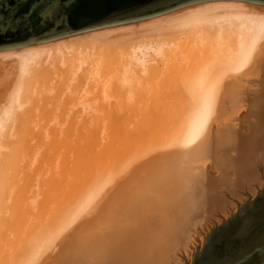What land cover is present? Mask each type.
<instances>
[{
    "label": "bare ground",
    "instance_id": "bare-ground-1",
    "mask_svg": "<svg viewBox=\"0 0 264 264\" xmlns=\"http://www.w3.org/2000/svg\"><path fill=\"white\" fill-rule=\"evenodd\" d=\"M146 24L142 26H147L146 28L152 30V33L156 32L155 36L149 35L148 33L151 32L149 30L150 32L136 39H130L127 48L120 49L116 54H113L111 49H108L111 53L106 49L111 47L109 45H112L113 39L117 38L114 35L118 32L121 34L126 32V35L134 34L131 29L134 27L111 30H103L100 27V29L95 28L93 33L86 37L73 36L72 39L61 37L53 39L54 41L0 50V86L4 89L0 97V176H2L0 184L2 178L8 174L16 192L15 201L8 202L9 197H6L5 202L0 206V247L5 248L6 243L11 242L10 235L3 233L5 230L10 229L12 233L18 227L23 228V231L29 230L27 234H31L21 247L10 249L7 260L1 258L3 264H41L43 257L50 252V249L53 250V246H55L53 251L57 250L56 243L60 244L61 241L58 240L65 237L70 229L74 235L70 236L72 232L69 231L68 235L71 239L69 237L70 240L66 246L65 242L63 247L61 245V249L65 248V250H61L62 255L59 256L58 264H165L172 261L168 260L178 245L187 241L193 233L194 221L196 222L197 219H194L190 211H196L199 217L202 216L201 219H205L209 211L223 201L221 194L231 193L235 197L234 194L243 191L248 183H253V189L254 185L259 186L264 178V80L261 78L260 82L254 79L257 80L253 81L256 87L252 91H245L244 87L247 85L243 86L244 82L242 83L243 79H241L249 70L260 65L263 59L264 6L247 1L211 0L197 3L184 11ZM114 63H118V71L116 66H113ZM49 66H52L54 70H51L52 67ZM171 67L175 70H170ZM83 69L93 77L98 74L100 78H104L103 81L101 80L98 91L104 99L109 100L111 94L118 90L131 100L133 97L129 95H134L133 92L137 93L135 84L144 86L143 82L149 84L148 81L158 78L160 81L155 82V87H158L156 93H159V90L163 91L162 88H182L183 86L197 91L194 106L188 111L158 108L156 122L150 126V131L137 126L138 124H135L133 128L131 125L119 124L120 126H116L121 129L119 134L112 125L114 130L111 129V131L108 127L111 133L110 131L106 133L107 125L102 127L80 124L76 126L77 129L75 128L76 133L70 134H74L73 137L77 135L76 138L69 140L70 142L66 138V140L63 139V144L65 143L64 146L67 147V149L64 147V150L68 151L64 154L62 151L61 155L58 150H55V152L58 151L57 155L53 154L54 150L51 152L53 159L48 161L51 165L48 167L52 168V177L48 173L51 178L48 186L46 183L43 184L48 188L46 189L45 186L44 189L40 185L39 177L35 182L36 185L28 182L19 186L17 182L20 171L14 167L15 160L23 154L29 155L31 145L28 138L20 140L23 142L19 145L20 147L15 146L17 135L13 131V126H9L8 129L5 126L7 115L15 107H23L22 96L34 95L38 85L35 87L33 84L40 85V80L50 81L53 79L51 75L59 72L62 76L67 74L66 76L76 77ZM109 70L110 73H108ZM179 73L185 75L178 81ZM106 74H111V77L110 75L107 77ZM99 77L97 76L98 80ZM7 78L10 80L9 84L5 82ZM146 89L148 88L146 87L145 92H142L147 93ZM151 92H154V89L150 91L149 96ZM140 95L143 96V94ZM237 101L251 104L252 113L257 118L256 121L253 119L256 123L252 121L251 124L252 127L255 126L252 135L250 132L247 134L251 135V137L248 136L249 141L246 134V137L243 135L246 141H243L245 138L236 132L237 129L233 132L232 126L223 124V127H216L222 114L230 105L237 104ZM84 107L83 110H88L86 105ZM100 127L104 128V131L98 130V128L101 129ZM63 129L65 128L61 126L60 135L65 134L66 130ZM136 131L143 133L144 138L134 146L129 144L125 154H115L113 151L119 143H122L121 141L128 142L126 139L130 134L125 132L134 135ZM145 131L150 132L149 135ZM230 132L239 134L244 139H239V143L238 140L235 141L236 136L233 137ZM65 135L67 136L68 133ZM44 137L50 138L47 133ZM41 141L44 145H50L55 140L52 138L49 141ZM232 148L235 151L237 149L238 155L231 156L234 159L231 158L229 162L228 158L233 154ZM35 151L39 155L40 151L37 152V149ZM248 151L252 152L251 155L245 156ZM34 152L32 155L37 157ZM103 153L109 154L103 169L93 175L86 184L80 187L79 183L77 184L81 175L77 181L75 180L76 182L70 179L84 171L88 161ZM208 156L221 165H214L217 166L214 168H221L222 165L225 167L221 168L225 172H220L223 176L220 174L223 184L217 183L215 179L217 176L214 177L218 187L226 183L222 191L219 190L220 187L219 189L217 187L221 194L215 193L216 187L214 192L211 190L213 188L210 185L214 184L211 181L213 178L210 175V179L208 173L202 170L203 166L201 170L199 169L200 173H193V170L197 168L190 162ZM33 157L31 156V163L38 159ZM243 160L246 162L251 160L252 169L251 167L248 170L244 169V164H240ZM228 164L231 168L229 170ZM136 167L142 168L146 173H144L146 178L140 180L139 184L135 181L138 185L136 188L133 187L136 192L135 198L139 203L119 202V192L116 187L119 181ZM166 171H174L177 176L175 182L177 181L182 187L187 186L182 189V191L187 189L185 193L179 195L178 191H163L160 188L157 192L154 191L161 184L159 181L161 174ZM5 172L6 175L3 176ZM141 172L138 171V173ZM253 176H256L255 179ZM227 178L230 180L228 183L225 182ZM57 181L61 183L63 181V183L60 184ZM64 183L65 186H60L62 190L59 191L60 188L57 186ZM154 185L157 187H153ZM209 186L210 190H208ZM153 188H155L154 194ZM68 193H74V197L60 209H55V205L52 206L53 203ZM110 194L111 202L108 203L111 204L107 203L103 206L104 200ZM55 198L58 200L56 201ZM0 201L3 202L2 197ZM147 201L148 204L152 202L149 207ZM234 206L231 210H234ZM231 210L225 211L223 208V214L228 216ZM92 215L95 216L91 217ZM44 217L47 222L44 220L45 225L41 227L38 219L41 221ZM185 220H187L186 223ZM206 220H209L208 217ZM218 220H221L220 216ZM207 230L205 228V231H200L199 236L195 235L197 238L193 234L196 243H203L208 235ZM169 235L171 236L167 239L166 236ZM189 243L187 251L185 252L186 249H184L185 253L180 255L181 259L178 258L181 261H178L179 263L176 261L175 264H187L193 257L195 245ZM47 258L44 257L45 260Z\"/></svg>",
    "mask_w": 264,
    "mask_h": 264
},
{
    "label": "rangeland",
    "instance_id": "rangeland-1",
    "mask_svg": "<svg viewBox=\"0 0 264 264\" xmlns=\"http://www.w3.org/2000/svg\"><path fill=\"white\" fill-rule=\"evenodd\" d=\"M204 2H207V1L198 2V4L199 3H204ZM248 3H252V4L258 5V6H264L263 3H256V2H254V3L253 2H248ZM193 5H197V3L186 5V6H183V7H179V8L173 9L171 11H168V12L162 13L160 15H156V16L150 17V18L147 17V18H143V19H139V20L124 22L122 24L118 23V24H115V25L113 24V25L101 27V29H103V30L104 29L111 30V29H120V28H125V27H127V28L134 27V28H131V29H133L134 34L127 33L129 35H126V32H125V33H123L124 35H126L124 37L123 34L118 32L117 35H114L117 38H114L113 39L114 42H112V45L111 44L109 45L112 48L109 47V48H106V49L107 50L111 49L113 51V54L114 53L116 54L117 52L120 51V49L123 50V49L127 48L128 43H130L129 42L130 39H132V40L136 39V37L138 38L141 35H143L145 33H148L150 31L151 32L148 33V34L149 35L150 34H152V35L154 34V36H155L156 32L152 33V30H150L149 28H146L147 26L145 27V26H142V25L146 24V23H150V22L158 20V19H161L163 17L174 15V14H176L178 12L186 10L187 8H189L190 6H193ZM140 25H141V27H140ZM93 31H94V29L87 30V31L80 32V33H77V34L65 36V37H62V38L63 39H72L73 36L74 37L75 36L86 37L87 35L93 33ZM121 31L123 32L125 30H121ZM182 37H184V36H182ZM51 41H54V40H51ZM113 66L114 67L116 66L115 68H117V71H118V69H119L118 63H116V64L114 63ZM114 67H113V69H114ZM51 70H54V68L52 67ZM170 70H175V69L171 67ZM113 71H111L112 75L114 74ZM168 72H171V71H168ZM108 73H110V70H109ZM115 73H117V72H115ZM59 74H60V72L57 73V74L53 73V75H51L53 79H51L50 81L43 82L42 80H40L39 81V83L41 82L40 85L38 83L33 84V85H35V87H36V85H38V87H36V89H37L36 92L37 93L34 91V95L33 94L32 95L28 94V95L22 96L21 102L24 104L23 107H21V108L15 107L7 115V120L5 122L6 129H8L9 126H13V131L17 135L15 137V143H14L15 146L22 145L23 142L20 141V140L28 139V138L30 140V145H31V147H30L31 152H30L29 155L23 154V155H21L20 157H18L15 160L14 167L19 169V171H20L19 172L20 174L18 176V182H17L19 184V186H22V185H24V184H26L28 182H29V184L31 182L32 185H36L35 182L38 181V180H39L38 182L41 183L40 184L41 186H43V184H45V183H46V185L48 184L49 180L51 179V178H49L50 176H49L48 173H50V175L52 177V168L49 169V167L51 165H50V162H48V161H52V159H53V156H51L52 155L51 152L54 150L53 154L54 153L56 154L58 151H60L58 153L61 155L62 151H63L62 154H64L66 151H68V150H64V147H66V146H64L65 143L63 144V142H64L63 139L66 138L67 141H69V140H72L73 138H76L77 135H75L76 137H73L74 134L70 135V134H72L74 132L76 133V131H77L76 130L77 129L76 126H79L80 124H83L84 126H87V125L88 126H94V125H100V126H102V125L104 126L105 125L106 126L107 125V128L105 127V129H106V133H108L111 129H113V127H111V125L114 126V129H115L116 126H118L119 124L121 126L131 125L132 128H133V126L135 124H138L137 126L144 127V130L150 131V126L151 125L153 126L155 124V122H156L158 108L161 107L163 109H170V110H173V111H178V110L179 111H188L190 108H192L194 106L195 96H196V93H197V91H195L194 89H191V88L185 87V86H183L182 88H177V87H170V88H167V89L166 88L165 89L162 88L163 91H160L159 90L160 88H159L158 89L159 93L158 92L156 93L155 91H157L158 87H155V82L160 81V79L154 78L153 81L151 79H150L151 81H148L149 84H147V82H143L144 86H139V85H142V84H135L136 85L135 86V88H136L135 91H137V93L133 92V94L134 95L137 94V95H135V96L134 95H129V96L133 97V99H131V100L129 98L127 99L126 98L127 95H124L123 92H119L118 90L115 91L114 93H112L111 96H110V99L108 97L109 100H107V99L103 98V96L101 95L100 92H98L99 91V87H100V85L102 83L101 80L103 81V79H104L102 77H101L102 78L101 79L98 74H97V76L100 78L99 80H98L97 76L93 77V75H91L85 69L79 71V73H78V75L76 77H74L73 75L66 76L67 74H65L64 76H62L61 74L60 75ZM111 74H106V76L109 77V75H110V77H111ZM259 74H261V75H259ZM181 75H180V73L178 74V77H177L178 81L180 79H182L185 74L181 73ZM261 78H263V80H264V55H263V59L260 62V65L255 66V68H253V70H251V71L249 70V72H247V74H244V77L241 78V79H243L242 83L244 82V84H245V85L243 84V86L247 85L246 87H244L246 89L245 91H252V89H254L256 87V86H254L253 81H257V80H254V79H258L259 80ZM230 79L232 80V78H230ZM114 81H116V80H114ZM259 81L261 82V80H259ZM5 82H6V84H9L10 80H8V78H7V79H5ZM150 82H151L152 86H149V85H151ZM51 87H53V89ZM144 87L148 88V89H146V92L148 94L142 92V91L145 90ZM248 87H250V89ZM153 89H154L155 93L151 92V96H149L150 95L149 94L150 91H153ZM9 90L11 91V89H9ZM7 91H8V89H7ZM138 91L140 92V94H143V96L140 95ZM2 93H4V89H3V87L0 86V97H1ZM8 93H9V91L7 92V94ZM35 93H36V96H35ZM82 95H84V96H82ZM136 96H139V97H136ZM141 97H143V98H141ZM129 100H130V102H129ZM7 102H8V100L6 101V103ZM245 103H247V102H244V101H239L238 102L237 101V104L235 103L233 105H230L231 107L229 106L230 108L228 107L227 111H225V113L222 114L221 118L218 119V121L216 123L217 124L216 127L217 128L221 127L224 124L225 126H228V127L232 126L233 127V132L235 131L234 129L239 130V131L236 130V132L241 134L242 137H244L243 135H245V134L247 135L249 132L252 135V132L254 131L253 128L255 126L252 127L253 125H251V124H252V121L254 123L257 118L252 113V111H253L252 110V105L249 104V103H248L249 105L245 104ZM85 105L87 106L88 110H83V109H85V107H84ZM61 126L65 128L63 130H66L65 134L68 133L69 137H68V135L66 136L65 134L60 135L61 134L60 133ZM108 127L110 128V130H109ZM119 128L118 127L116 128V131H119V132H117L118 134L120 133V130H121ZM101 129L98 128V130L104 131L103 130L104 128H101ZM111 131L109 133H111ZM116 131H113V132H116ZM147 131H145V132L147 133ZM233 132H230V133H232L233 137L236 136L235 137L236 138L235 141L238 140L239 143H240V140H243L246 137V135H245L244 138H241L240 137L241 135H239V134L235 135V133L233 134ZM46 133L50 136L49 139L44 137V135ZM123 133H122V135H123ZM125 133L131 135V133H129V132H125ZM125 133H124V135H126ZM149 133L150 132H148L147 134L149 135ZM112 135H114V134H112ZM130 135H128V137L126 139L128 142H125V140H124V141H121L122 142L121 144L119 143L117 145L116 149L113 151L115 154H117V155L125 154L128 151L129 144L134 146V145L138 144L144 138V134L143 133H139L137 131L135 132L134 135H131V136ZM251 135H247V141H249L248 140V136L251 137ZM52 138H54V140H55L52 144H50V145L42 144L41 140H48L49 141ZM243 141H246V138ZM73 144H74V142H73ZM34 148H35V150L36 149L38 150L37 152L40 151L39 155L36 153ZM65 149H67V147ZM55 150H58V151L55 152ZM32 152L36 153L37 157H38V159H36L37 161L34 162V163L30 162L31 156L36 157V155H32ZM236 152H237V149H236V151L233 149V150H231V153H233V154L232 155L228 154V156L230 155V157H229L230 159L228 158L229 162H230V160L234 159V157H231V156H235L236 157V155H238V152L237 153ZM251 153L252 152L248 151V153L245 156L251 155ZM108 158H109V154H107V153H103L102 155H98L97 157L91 159V161H88V163L86 164L87 166L85 165L86 168L84 167L85 169H83L84 171L80 172L79 175L76 174L75 176H72L73 179L72 178H70V179L74 180V182H76L77 178L81 175L78 178L77 184L79 183V187L83 186L84 184H86V182L89 179H91L93 177V175L97 174L98 172H100L103 169L104 163H105V161ZM32 160L35 161L34 159H32ZM250 161L251 160H248L246 162V160H243V163L241 161L240 164H242V165L244 164L243 165L244 169L246 168L248 170V168H250V167L252 169V162H250ZM213 162H214V160L209 158V156H208V157L200 158V160L195 161V162L192 161V163L190 162V164L193 167L195 166L197 168V169L193 170V173H200L199 172L201 170L200 168L203 166L202 170H204V172L206 174L208 173L209 177L211 175V177L213 178V180H211V181H213L214 184H215V181H216L215 179H217V181H216L217 183H219L221 181L224 182L223 180L220 179V177L222 176V173H220V172L222 171L221 168H225V167H223V165H222L221 168L218 167L220 169L214 168V167H217V166H214V165H219V164H217V162H214L215 163L214 164ZM229 164L227 166L228 170L230 168ZM219 166H221V165H219ZM132 170L133 171L131 173L126 175L124 178H122L123 180L119 181V184L116 187L117 191L119 192V202H127L128 201V203L130 202L132 204L139 203L138 199L135 198V193L136 192L134 191V189L136 188V186L139 183H141L140 180L144 179V177L146 178V176H145L146 173L142 170V168H138L137 169V167H136L135 169H132ZM141 170H142V172H141ZM138 171H140L141 173H138ZM223 171L225 172L224 169H223ZM134 174H135V176H134ZM220 174H221V176H220ZM256 174L257 173L255 172V175ZM5 175H6V172L3 173V176H5ZM161 175H162L161 178H159L160 179L159 181H161V184L158 187L156 185H154L153 187H155V188L157 187V188H156V190H154L155 188H153L152 189V193L154 191L157 192L158 188L162 189L163 191H170V192L175 190V191H178L179 195L183 194V193H185L187 191V189H184L182 191V189L186 188L187 186H183L182 187V186L178 185L177 181L175 182V180L177 179V176L174 173V171H166V172H164ZM10 176H11V174H10ZM137 176H138V178H137ZM216 176L219 177V179ZM228 176H229V174H228ZM232 176L234 177V175H232ZM0 177H2V176H0ZM37 177H39V179ZM131 177L133 178V181H132ZM139 177H140V179H139ZM211 177H210V179H211ZM214 177H216V178L214 179ZM230 177L231 176H229L228 178H230ZM255 177L253 176V179H255ZM228 178H227V180L225 179V182L227 181V183L230 181ZM28 180H30V181H28ZM218 180H220V181H218ZM129 181H131V182H129ZM135 181L138 182V184H136ZM57 182H59L60 184L63 183V181H62V183H61V181H57ZM260 182L261 183L259 184V186L257 184H255L253 189H252L253 183H251V182L248 183L246 185V187L243 188V191L241 190L240 192L238 191L237 194L236 193L234 194L236 198L233 195H231V193L228 194V193L225 192V195H222L220 193V191H222L223 188H225L226 183L224 184L225 186L222 185L223 183L220 184V186H219L220 189H219L217 183L215 185L212 183V185H210V186L213 189H211V187L209 186L210 188H208V190L211 189L213 191L214 188L216 187L215 188V193L217 192V193L221 194L220 196L223 198V201L219 204V206H214L209 211L208 214L206 213L207 215L205 216V219L207 217L209 219V220H206V221L203 218L201 219L202 216L199 217V213H197L196 211H194V210L190 211L191 212L190 214L194 217V219L195 218L197 219V220L195 219L196 222L194 221V219H192L194 221V223H195L194 229H193V233L191 234V237L187 241L185 240L183 243H180L178 245V247L175 250L174 254H172L171 258L168 260V261H170V260H172V261L171 262H167L165 264H172V262H174L173 264H175L176 261H177L176 263H179L181 260H179L178 258L181 259L180 255H182L183 253H185L187 251V247H188V243L189 242H190L189 244L193 243L195 245V246H193L194 255H195V253L197 252L196 251L197 248L201 247V245L203 244L201 242L200 243L199 242H197V243L195 242V237L199 236L200 231L203 232V231H205V228H207L208 229L207 230V234H208L210 232L211 228H213L216 224H220L224 219L228 218L231 214L235 213L237 211V209L239 208V206L243 205L246 201H248L252 197V195L256 196L258 194V192L261 189L264 188V178H262V180ZM46 185H44L43 188ZM56 185H58V184H56ZM47 186H46V189L48 188ZM60 186L64 187L65 183L63 185H58L57 187L60 188ZM256 186H258V187H256ZM57 187L55 188L56 190H57ZM133 187H135V188H133ZM217 187H218V189L220 191H218ZM126 189H127V191H126ZM216 189H217V191H216ZM60 190H62V189L60 188L59 191ZM75 191H74V193H75ZM212 191H208V192L212 193ZM113 192H114V190H113ZM113 192L111 194H113ZM71 193L65 194L64 196H61V198L59 197L58 198L59 200L55 198V200L56 201L58 200V201L56 203H53L52 206L55 205V206H57V207L54 206L55 209H60V207H62L63 205L67 204L68 201H70L74 197L73 196L74 193L73 194H71ZM240 193H241V195H240ZM15 194H16L15 187L12 186L10 177L7 174V176L2 178L1 184H0V198L1 197L3 198V202L0 201V206L5 202L4 200L6 199V197H9L8 202H10L12 200L15 201V198H14ZM111 194H110V196H107V199L104 200L103 206H105V204H107L108 202H111V199H110V197L112 196ZM212 194H214V193H212ZM200 197H202V196H200ZM231 197H233V198H231ZM134 198H135V200H134ZM112 203H114V202H112ZM151 203L152 202H150L149 204H151ZM110 204L111 203H108V205H110ZM149 204H148V201H147V206L148 207H149ZM231 204H233V205H231ZM228 206L231 207V208L230 209L227 208ZM233 206L235 208H234V210H231ZM223 208H224L225 211H226V209L228 211L231 210L232 211V212H230L231 214H229L228 216L224 215L223 214V212H224ZM98 210H100V209H98ZM148 210H149V208H148ZM216 211H218V212H216ZM192 212L194 214H192ZM145 213H144V215H145ZM218 213H219V215H218ZM11 214H13V213H11ZM197 214H198V217H197ZM41 215H43V214H41ZM191 215H189V216H191ZM94 216L92 215L91 217H94ZM189 216L187 217L188 219H189ZM219 216H220L221 220H218ZM193 217H191V218H193ZM48 219H49V217H48ZM38 220H39L38 221L39 224L41 223V227L43 225H45V223L43 224L44 220H45L44 222H47L46 217H44V219L41 220L42 222L40 221V219H38ZM210 220L213 221L214 223L213 222L211 223ZM9 221H12V220H9ZM203 221H205V222H203ZM186 222H187V220H185V223ZM203 225L206 226V227L204 228ZM208 225H210V227H207ZM76 226H77V224H76ZM16 228H17L16 231L12 232V233H11L10 229L5 230L3 232L4 234L6 233L5 235H7V234L10 235L9 237L11 239V242H7L5 248H3V247L1 248L0 247V253H3V254H0V264H3L1 262V258H5L6 260L8 259V255H9L10 249H12V248L16 249L18 246L21 247L23 245V242L25 241V239L31 235V234H27V232L29 230L23 231V228L22 229H20L18 227H16ZM72 230L73 231L75 230L74 227L72 228ZM69 231H71V229ZM69 231L66 233L65 237H62L64 239L60 238V240H58V241H61L62 243L61 242H59L60 244L56 243L58 246H56L57 250L55 249L56 250L55 252L53 251L55 246H53L52 247L53 250L50 249V252L46 253L45 256L48 257V258L45 260L44 259L45 256H44L43 257L44 261L42 259V262H40L41 264H58V262L60 261L59 256L62 255L61 254V252H62L61 250H65V248L61 249L64 246V242H65V246H66V243L71 239L70 236L74 235V233L71 231L72 233H70L69 234L70 236H69L68 235ZM9 233H11L12 235L9 234ZM193 234H194V236L195 235L196 236L194 237ZM170 236L171 235L166 236L167 239ZM69 237H70V239H69ZM198 239H199V237H198ZM203 242H204V240H203ZM61 245H62V247H61ZM184 249H186V250H184ZM52 251H53V253H52ZM49 253H51L50 256H49ZM114 253L116 254V251ZM192 258L190 260H188L189 263L192 260ZM140 264H142V263H140Z\"/></svg>",
    "mask_w": 264,
    "mask_h": 264
},
{
    "label": "water",
    "instance_id": "water-1",
    "mask_svg": "<svg viewBox=\"0 0 264 264\" xmlns=\"http://www.w3.org/2000/svg\"><path fill=\"white\" fill-rule=\"evenodd\" d=\"M211 0H0V50ZM263 3L264 0H236ZM187 264H264V188L211 228Z\"/></svg>",
    "mask_w": 264,
    "mask_h": 264
}]
</instances>
